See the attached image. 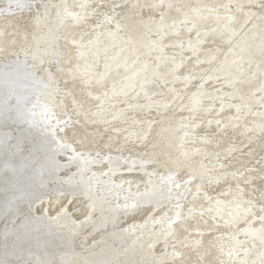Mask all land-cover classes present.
Listing matches in <instances>:
<instances>
[{
    "label": "water",
    "instance_id": "1",
    "mask_svg": "<svg viewBox=\"0 0 264 264\" xmlns=\"http://www.w3.org/2000/svg\"><path fill=\"white\" fill-rule=\"evenodd\" d=\"M0 264H264V0H0Z\"/></svg>",
    "mask_w": 264,
    "mask_h": 264
}]
</instances>
